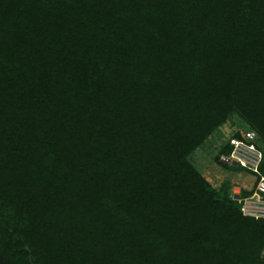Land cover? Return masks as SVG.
I'll return each instance as SVG.
<instances>
[{
  "label": "trees",
  "instance_id": "trees-1",
  "mask_svg": "<svg viewBox=\"0 0 264 264\" xmlns=\"http://www.w3.org/2000/svg\"><path fill=\"white\" fill-rule=\"evenodd\" d=\"M233 117L264 174V0H0V264H264Z\"/></svg>",
  "mask_w": 264,
  "mask_h": 264
},
{
  "label": "rangeland",
  "instance_id": "rangeland-1",
  "mask_svg": "<svg viewBox=\"0 0 264 264\" xmlns=\"http://www.w3.org/2000/svg\"><path fill=\"white\" fill-rule=\"evenodd\" d=\"M243 125L236 122V118L233 117L231 121H228L226 125L214 131L200 146L194 151L191 156L192 163L198 169L203 177L210 183V185L219 189L224 183L229 185L230 195L237 201L240 209L242 208L244 201L247 198V205H245V212H254L256 198L252 199L249 196L253 195L256 190L257 182L260 175L250 173L248 171L239 169L237 171L230 170L222 167L216 162V156L221 148L231 139L232 135L237 131H242ZM263 150H264V146ZM229 164V163H228ZM236 166V165H234ZM264 176V174H262ZM238 189L234 191V187ZM243 190H251L248 195H241ZM238 195V196H236ZM261 200H264V193ZM237 197V198H235ZM264 256V252H263Z\"/></svg>",
  "mask_w": 264,
  "mask_h": 264
},
{
  "label": "built area",
  "instance_id": "built-area-1",
  "mask_svg": "<svg viewBox=\"0 0 264 264\" xmlns=\"http://www.w3.org/2000/svg\"><path fill=\"white\" fill-rule=\"evenodd\" d=\"M257 135L253 131L246 133L245 138L242 139H231L230 144L232 145L231 152L229 154V161L235 162L236 165L246 168L253 173L260 175L259 181L256 185V190L253 195L249 196L250 199L256 198L254 212H245V205H247V198L241 208V212L244 215L252 216L255 218H264V200H261L262 194L264 193V176L259 172V164L262 160V152L255 145Z\"/></svg>",
  "mask_w": 264,
  "mask_h": 264
},
{
  "label": "water",
  "instance_id": "water-1",
  "mask_svg": "<svg viewBox=\"0 0 264 264\" xmlns=\"http://www.w3.org/2000/svg\"><path fill=\"white\" fill-rule=\"evenodd\" d=\"M221 161H222L223 163H225V164L230 163V164H232V165H236L235 162L229 161L228 158H222ZM236 189H238L237 186L234 187V191H236ZM236 196H238V195H236ZM235 198H237V197H235Z\"/></svg>",
  "mask_w": 264,
  "mask_h": 264
}]
</instances>
